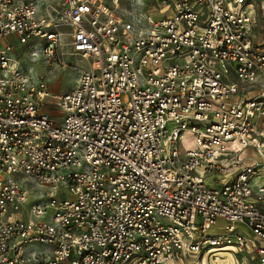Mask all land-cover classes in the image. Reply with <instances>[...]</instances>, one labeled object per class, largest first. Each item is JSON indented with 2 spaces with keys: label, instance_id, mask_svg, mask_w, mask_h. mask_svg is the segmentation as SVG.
<instances>
[{
  "label": "built area",
  "instance_id": "1",
  "mask_svg": "<svg viewBox=\"0 0 264 264\" xmlns=\"http://www.w3.org/2000/svg\"><path fill=\"white\" fill-rule=\"evenodd\" d=\"M151 1L0 0V264L247 250L264 264L258 17L247 0ZM26 48L47 65L66 68L67 51L91 62L55 94Z\"/></svg>",
  "mask_w": 264,
  "mask_h": 264
},
{
  "label": "rangeland",
  "instance_id": "2",
  "mask_svg": "<svg viewBox=\"0 0 264 264\" xmlns=\"http://www.w3.org/2000/svg\"><path fill=\"white\" fill-rule=\"evenodd\" d=\"M40 7L42 10H47L51 6L57 7L61 3V0H40ZM111 0H108L110 2ZM123 9H133L134 7H140V0H122ZM149 6L156 5L158 9V5L156 2H148L149 0H145ZM157 1V0H155ZM249 4L253 6L252 11L258 17V25H257V34H259L261 40L264 39V0H247ZM164 10H161L162 12ZM25 48V47H24ZM69 50V49H68ZM20 58L24 60L26 66L32 70L33 74H37L43 77L50 89L55 94H66L73 91L76 87V84L79 80V76L82 70L88 69L89 62L85 61L81 58L69 56V52L67 51L66 61L67 67H59L58 65H47L43 59H35L31 56V51L26 48L20 54ZM61 113L56 112V116H60ZM192 137L187 138L185 141H180L178 147L180 151L183 153L187 149H190L193 145L191 143ZM257 159H263L259 157L257 154ZM263 176V174H260ZM264 182V178H260L256 180V184H260ZM223 221H218V226L220 230L223 228ZM211 230H215L211 228ZM243 233L247 231L245 228L241 227ZM254 254L249 250L247 251H239V252H215L210 257L208 255L204 256L202 261L203 264H258V262L253 257ZM232 257V260H231ZM175 264H192V260H184L178 261Z\"/></svg>",
  "mask_w": 264,
  "mask_h": 264
},
{
  "label": "crops",
  "instance_id": "3",
  "mask_svg": "<svg viewBox=\"0 0 264 264\" xmlns=\"http://www.w3.org/2000/svg\"><path fill=\"white\" fill-rule=\"evenodd\" d=\"M25 1H28V0H25ZM61 2H62V0H61ZM60 4H61V3H60ZM60 4H59V5H60ZM41 7H42V6H41ZM231 260H232V257H231Z\"/></svg>",
  "mask_w": 264,
  "mask_h": 264
},
{
  "label": "bare ground",
  "instance_id": "4",
  "mask_svg": "<svg viewBox=\"0 0 264 264\" xmlns=\"http://www.w3.org/2000/svg\"><path fill=\"white\" fill-rule=\"evenodd\" d=\"M41 2V1H40ZM41 5V4H40Z\"/></svg>",
  "mask_w": 264,
  "mask_h": 264
}]
</instances>
